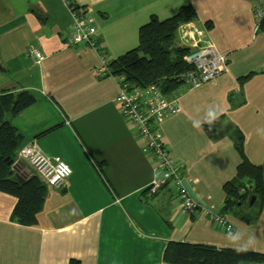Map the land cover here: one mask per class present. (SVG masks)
<instances>
[{
    "label": "crops",
    "instance_id": "crops-1",
    "mask_svg": "<svg viewBox=\"0 0 264 264\" xmlns=\"http://www.w3.org/2000/svg\"><path fill=\"white\" fill-rule=\"evenodd\" d=\"M71 1L93 12L98 49L63 44L72 21L63 0H0V92L29 91L36 99L6 116L19 148L35 143L73 171L63 186L47 185L34 226L13 220L17 199L0 191V264H69L72 258L81 264H169L163 257L169 241L235 249L251 239L247 251L264 253V199L247 211L253 215L248 221L226 207L224 188L238 183L243 157L264 171V137L256 131L264 130V30L254 18V0ZM184 5L194 7L193 21L226 55L228 70L184 89L181 111L159 128L192 179L194 197L229 218L231 235L208 218L184 213L173 189L149 194L151 152L142 149L114 102L118 78L97 74L104 55L115 59L138 46L139 29L152 16L172 17ZM34 49L45 55L42 61ZM209 106L218 107L219 119L211 128L193 127Z\"/></svg>",
    "mask_w": 264,
    "mask_h": 264
},
{
    "label": "trees",
    "instance_id": "trees-1",
    "mask_svg": "<svg viewBox=\"0 0 264 264\" xmlns=\"http://www.w3.org/2000/svg\"><path fill=\"white\" fill-rule=\"evenodd\" d=\"M196 17L192 5L181 6L174 16L166 19L152 16L139 29L138 46L109 60L107 75L120 78L121 84H127L128 89L154 84L167 96L182 93L179 89L185 84L184 76L194 65L184 60L190 48L180 45L178 29ZM258 25L264 30V18ZM35 100L29 91L0 92V191L16 197L12 218L24 226L36 225L47 195V184L36 173L28 175L24 164L18 162L19 134L6 116L18 114ZM246 160L243 157L238 166V183L228 182L224 188L226 207L251 221L253 215L247 211L258 206V199H264V171L263 167L251 165ZM251 195H256V201L250 206ZM163 257L169 264H264V253H238L233 248L219 249L184 241H169ZM69 264H81V261L72 258Z\"/></svg>",
    "mask_w": 264,
    "mask_h": 264
},
{
    "label": "built area",
    "instance_id": "built-area-1",
    "mask_svg": "<svg viewBox=\"0 0 264 264\" xmlns=\"http://www.w3.org/2000/svg\"><path fill=\"white\" fill-rule=\"evenodd\" d=\"M63 1L72 16L69 34L63 44L73 47L86 43L98 49V29L91 9L75 6L71 0ZM253 9L255 21L259 24L264 18V0H254ZM205 33L206 29L197 26L194 21L183 23L178 29L180 45L190 48L184 60L194 65V69L185 74V84L179 91L213 82L228 70L226 55L213 41L206 38ZM33 55L38 61L45 58L37 49L33 50ZM102 61L103 66L97 70V74L107 75L109 58L104 55ZM119 82L120 90L114 102L131 124L137 139L141 141L142 149L151 152L153 178L147 187L149 194L154 195L163 187L171 186L182 202L183 212L197 213L227 233H234V224L226 215L202 204L193 196L189 188L192 179L184 176V166L174 159L159 128L161 122L181 111L182 93L167 96L154 84L128 89L127 84H121L120 78ZM22 160L29 163L44 183L53 187L63 186L73 172L62 157L44 153L35 143L26 145L19 151L18 162Z\"/></svg>",
    "mask_w": 264,
    "mask_h": 264
},
{
    "label": "clouds",
    "instance_id": "clouds-1",
    "mask_svg": "<svg viewBox=\"0 0 264 264\" xmlns=\"http://www.w3.org/2000/svg\"><path fill=\"white\" fill-rule=\"evenodd\" d=\"M220 114L221 113H220L218 107L209 106L206 113H205V116L202 119L193 121V127L200 128V127H202V124L206 123L211 128V126H213L215 124V122L219 119ZM256 131H257L258 135H260L261 137H264V130H262V128H258ZM228 235H231V231H229ZM236 240H237V238L233 237L232 242L235 244ZM251 244H252V240L249 239L248 243L246 245L235 247L234 250L237 251L238 253L241 251H247L248 247Z\"/></svg>",
    "mask_w": 264,
    "mask_h": 264
},
{
    "label": "bare ground",
    "instance_id": "bare-ground-1",
    "mask_svg": "<svg viewBox=\"0 0 264 264\" xmlns=\"http://www.w3.org/2000/svg\"><path fill=\"white\" fill-rule=\"evenodd\" d=\"M118 81H119V78H118ZM119 84H120V82H119ZM168 118H169V117H168ZM165 120H166V119H165ZM165 120H164V121H165ZM28 145H29V144H28ZM24 146H26V145H24ZM24 146H23V147H24ZM23 147H21V148L19 149V151H20ZM43 152H44V151H43ZM18 153H19V152H18ZM44 153H45V152H44ZM165 188H170V189H173V191H175V189L172 188L171 186L163 187L161 190H163V189H165ZM161 190H160V191H161ZM160 191H159V192H160ZM175 192H176V191H175ZM156 194H157V193H156ZM156 194H154V195H156ZM176 194H177V193H176ZM192 194H193V193H192ZM193 196H194V195H193ZM178 198H179V197H178ZM180 201H181V200H180ZM181 208H182V202H181ZM182 211H183V210H182ZM184 213H185V212H184ZM189 214H190V213H189ZM191 214H193V213H191Z\"/></svg>",
    "mask_w": 264,
    "mask_h": 264
},
{
    "label": "water",
    "instance_id": "water-1",
    "mask_svg": "<svg viewBox=\"0 0 264 264\" xmlns=\"http://www.w3.org/2000/svg\"><path fill=\"white\" fill-rule=\"evenodd\" d=\"M255 201H256V195H251L250 200H249V205L250 206L253 205Z\"/></svg>",
    "mask_w": 264,
    "mask_h": 264
}]
</instances>
